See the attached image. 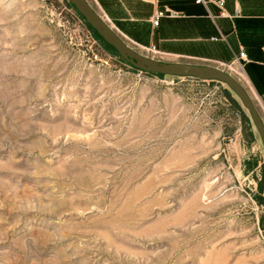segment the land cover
<instances>
[{
	"label": "rangeland",
	"instance_id": "rangeland-1",
	"mask_svg": "<svg viewBox=\"0 0 264 264\" xmlns=\"http://www.w3.org/2000/svg\"><path fill=\"white\" fill-rule=\"evenodd\" d=\"M85 1L135 56L72 0H0V264H264L250 112L224 81L133 62L240 73L165 57Z\"/></svg>",
	"mask_w": 264,
	"mask_h": 264
},
{
	"label": "crops",
	"instance_id": "crops-1",
	"mask_svg": "<svg viewBox=\"0 0 264 264\" xmlns=\"http://www.w3.org/2000/svg\"><path fill=\"white\" fill-rule=\"evenodd\" d=\"M100 12L130 40L153 45L165 57L233 67L239 58L244 88L256 99L264 120V0H224L226 16L209 17L188 0H93ZM165 7L178 12L152 17ZM212 13L218 9L209 4ZM248 93V94H249Z\"/></svg>",
	"mask_w": 264,
	"mask_h": 264
},
{
	"label": "water",
	"instance_id": "water-1",
	"mask_svg": "<svg viewBox=\"0 0 264 264\" xmlns=\"http://www.w3.org/2000/svg\"><path fill=\"white\" fill-rule=\"evenodd\" d=\"M79 11L84 15L88 22L96 28V30L104 37L106 41L112 44L121 54H129L130 57L135 56V53L127 48L121 39L107 26V24L94 14L88 7L85 0H72ZM133 62V61H131ZM133 64L149 71L158 72L161 74H172L177 76H192V77H207L226 82L240 97L243 105L250 112L255 128L264 141V126L261 117L244 86L225 74L222 70L211 66H193L189 64H147L143 66L139 63Z\"/></svg>",
	"mask_w": 264,
	"mask_h": 264
},
{
	"label": "built area",
	"instance_id": "built-area-1",
	"mask_svg": "<svg viewBox=\"0 0 264 264\" xmlns=\"http://www.w3.org/2000/svg\"><path fill=\"white\" fill-rule=\"evenodd\" d=\"M188 1H192L196 4H201L203 5L206 10H207V14L209 15V17L211 18H215L217 16H226V12L224 11V8H223V2L224 0H188ZM209 4H214L217 9H218V12L215 14V13H212L209 9ZM163 15H168V16H176L178 15V12L172 10V9H169L167 7H165V9L161 10V11H157L155 13V15L152 17V24L153 25H157L158 24V21H159V18ZM244 56V53L243 52H240L238 54V56L235 58V64L233 65V67H230V69L236 71L237 73L240 72V62H239V58L243 57Z\"/></svg>",
	"mask_w": 264,
	"mask_h": 264
}]
</instances>
